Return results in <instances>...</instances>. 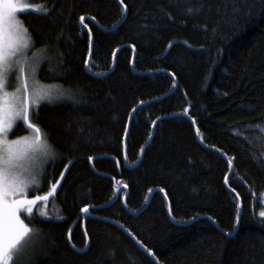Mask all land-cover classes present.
Segmentation results:
<instances>
[{
    "label": "trees",
    "instance_id": "obj_1",
    "mask_svg": "<svg viewBox=\"0 0 264 264\" xmlns=\"http://www.w3.org/2000/svg\"><path fill=\"white\" fill-rule=\"evenodd\" d=\"M30 1L60 184L15 264H264V0Z\"/></svg>",
    "mask_w": 264,
    "mask_h": 264
},
{
    "label": "snow or ice",
    "instance_id": "obj_2",
    "mask_svg": "<svg viewBox=\"0 0 264 264\" xmlns=\"http://www.w3.org/2000/svg\"><path fill=\"white\" fill-rule=\"evenodd\" d=\"M28 7L31 5H23V8ZM23 8L18 7L16 0H0V264H10L24 250L31 236L39 231L30 228L21 219L22 211H26L29 214L26 218L31 220L32 206L38 200L48 198H23L25 189L30 183H35V178L32 181L26 179L24 161L30 152L35 151L38 146L42 147L39 135L41 130L31 122L34 114L32 109H38L43 100L51 102L53 97V93L41 87L34 78L36 67L27 56V51L33 46L31 35L24 23L16 18L17 11H22ZM34 11L47 15L51 10L37 5ZM186 11L191 13L193 9ZM84 19L85 17H80L81 23ZM92 19L95 20V17ZM89 35L91 36V30ZM13 72L20 74L19 86L13 93H9L6 89ZM59 95L63 96L64 92ZM17 120H22L37 134L31 142L25 141L24 147H20L19 140L6 139ZM231 165L232 161L229 160V166ZM63 175L61 173L62 177ZM58 184L59 180L52 185V189L55 190ZM81 211L88 212L89 208L86 206ZM260 216L264 217V212Z\"/></svg>",
    "mask_w": 264,
    "mask_h": 264
},
{
    "label": "rangeland",
    "instance_id": "obj_3",
    "mask_svg": "<svg viewBox=\"0 0 264 264\" xmlns=\"http://www.w3.org/2000/svg\"><path fill=\"white\" fill-rule=\"evenodd\" d=\"M16 2L18 4V7H20V8H23V5H31V7L23 8L22 11H17L16 18L20 21H21L20 16H19L20 14H22L24 12H28V11L36 12V11H34L35 6L40 5V4L33 3L30 0H16ZM27 56L30 58L31 63L34 64L36 67V72H35L34 78L39 82V85L41 87H43L46 90L51 91L53 93L52 98H55L58 95V91H57L56 87L53 85H48V84L42 83L41 81H39V79L37 77V71H38L40 60H41L40 52L38 50H33L32 47H30L29 50L27 51ZM19 75H20L19 72H13L12 73V75L9 79V87L6 89L9 93H13L15 91L16 87L19 86V79H18ZM30 79H31V77H30ZM19 122H23V121L17 120L15 122V124L13 125V129L16 127V125ZM24 125H25V123H24ZM25 128L27 129L26 132L15 135V136L11 135V132L13 131V129H12L9 132L6 139L9 141L19 140L20 141V147H24L25 141L31 142L33 140V138L37 135L36 133H34V131L32 129L28 128L26 125H25ZM39 135H40V144L42 145V147L38 146L35 151L30 152L28 158L24 161V168H25L24 175H25L26 179H28L29 181H32V179L35 178V183H30L29 187L27 189H25V191H24L23 198H26V199H33L35 197H45V196L49 197L50 196L49 193L53 194V192L55 191L52 189V185L56 184V182L50 186L49 190L46 193L41 194V195L35 194V195L30 196V193L32 191H35L38 188L39 177L43 172L46 161L48 160V158L51 155V151H50L51 149L48 146L46 140L44 139V137L42 136L41 133H39ZM38 201H42V200H38ZM261 202L264 206V193L261 197ZM262 212H264V207H263ZM30 243H31V241L29 240L25 248H27L30 245ZM22 252L20 253L21 255H22ZM20 254L16 255L14 257L13 261L10 262V264H15L17 259L21 256Z\"/></svg>",
    "mask_w": 264,
    "mask_h": 264
},
{
    "label": "water",
    "instance_id": "obj_4",
    "mask_svg": "<svg viewBox=\"0 0 264 264\" xmlns=\"http://www.w3.org/2000/svg\"><path fill=\"white\" fill-rule=\"evenodd\" d=\"M90 164H92V160H90ZM91 168L95 171V169L91 166ZM96 172V171H95ZM120 190V189H119ZM85 215H87V212H83ZM70 240V235H68V241Z\"/></svg>",
    "mask_w": 264,
    "mask_h": 264
}]
</instances>
